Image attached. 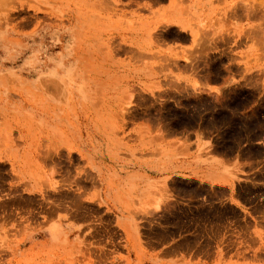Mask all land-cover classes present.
I'll return each instance as SVG.
<instances>
[{
  "label": "rangeland",
  "instance_id": "1",
  "mask_svg": "<svg viewBox=\"0 0 264 264\" xmlns=\"http://www.w3.org/2000/svg\"><path fill=\"white\" fill-rule=\"evenodd\" d=\"M187 2L0 0V264H264V0Z\"/></svg>",
  "mask_w": 264,
  "mask_h": 264
},
{
  "label": "crops",
  "instance_id": "2",
  "mask_svg": "<svg viewBox=\"0 0 264 264\" xmlns=\"http://www.w3.org/2000/svg\"><path fill=\"white\" fill-rule=\"evenodd\" d=\"M187 1L188 2L186 4L188 8L186 10V16L189 17L190 15L191 17H196V14L201 11V9L197 5L196 0ZM176 25L179 30L187 33V36H185L186 39L184 41L185 46H193V44L195 43V37L192 35L190 29H184L182 27V24L180 23H177ZM206 42L208 43L209 40L206 39ZM215 42L218 43L219 39H215ZM193 52L194 50L192 51V53ZM213 87H215V85H211L210 91L214 90ZM168 139L173 138L169 137ZM172 152V150H169L166 154L167 156H165V159H163L164 157H157L156 154H152V157H148V159H152L151 162H153L152 164H149V169L152 171H158L161 168H164L168 171H172L173 174L185 176L191 175L192 172L197 178L207 180L212 184L225 185L230 188V183H227V181L234 180L231 173L237 168H242L245 166V163L241 160V158L236 155L233 157H227L224 155L216 156L212 153V151H207L206 153L201 152L200 154V152H197V149L194 150V146H188V148H180L177 154L176 152L172 154ZM146 167H148V165ZM232 194L234 197H237L235 190L232 191ZM238 207L243 210L240 206Z\"/></svg>",
  "mask_w": 264,
  "mask_h": 264
},
{
  "label": "bare ground",
  "instance_id": "3",
  "mask_svg": "<svg viewBox=\"0 0 264 264\" xmlns=\"http://www.w3.org/2000/svg\"><path fill=\"white\" fill-rule=\"evenodd\" d=\"M57 25V24H56ZM62 28V27H61Z\"/></svg>",
  "mask_w": 264,
  "mask_h": 264
}]
</instances>
